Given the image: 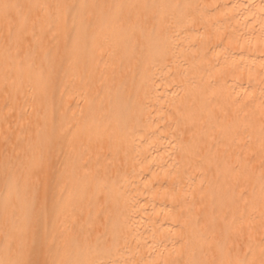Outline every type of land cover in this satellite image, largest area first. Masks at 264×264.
<instances>
[{
    "label": "bare ground",
    "instance_id": "6f19581e",
    "mask_svg": "<svg viewBox=\"0 0 264 264\" xmlns=\"http://www.w3.org/2000/svg\"><path fill=\"white\" fill-rule=\"evenodd\" d=\"M262 176L264 0H0V264H264Z\"/></svg>",
    "mask_w": 264,
    "mask_h": 264
},
{
    "label": "rangeland",
    "instance_id": "374dc122",
    "mask_svg": "<svg viewBox=\"0 0 264 264\" xmlns=\"http://www.w3.org/2000/svg\"><path fill=\"white\" fill-rule=\"evenodd\" d=\"M263 134V131L262 130H260V135H262ZM225 159V158H224ZM63 159H62V157L61 156H59L58 157V159H57V162H56V166H55V168H54V174L59 170V169H61L62 168V164H63V161H62ZM221 180V178H219L218 179V182ZM56 181V180H55ZM247 187V186H246ZM257 187H259L260 188V190H261V192H263L264 191V176H262V177H260L259 178V182H258V186ZM249 189L248 190H246V194H247V191L248 192H250V191H252V193L251 194H255V188H252L251 186L250 187H248ZM250 190V191H249ZM246 194H243V196L242 197H244V196H246ZM231 198V196H230V194H229V190L228 191H226V192H218L217 191V207H221V208H224L225 209V204H226V202H228V200ZM225 214H228L227 215V223H229V226H228V228L226 229L227 230V232H226V238H225V240H226V242H227V244L226 243H223V244H219V241H218V239H217V245L220 247V256H221V258H223L224 256H225V249L229 246L228 244L230 243V241H231V238L233 237V213L231 214V213H228V212H226ZM252 222V220H249V221H246V224L247 223H251ZM52 226V224H48L47 225V229H50V228H52L51 227ZM218 227H219V225H218V221H217V235H219V230H218ZM233 227V228H232ZM251 228H249V230H250ZM225 237V236H224ZM247 260V258H244V261H246Z\"/></svg>",
    "mask_w": 264,
    "mask_h": 264
}]
</instances>
